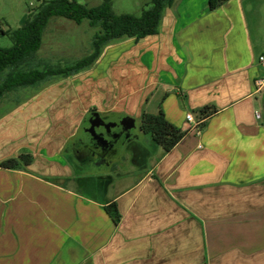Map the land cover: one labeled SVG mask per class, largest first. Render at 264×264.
I'll list each match as a JSON object with an SVG mask.
<instances>
[{
  "label": "crops",
  "instance_id": "crops-1",
  "mask_svg": "<svg viewBox=\"0 0 264 264\" xmlns=\"http://www.w3.org/2000/svg\"><path fill=\"white\" fill-rule=\"evenodd\" d=\"M208 1L176 0L157 34L2 99L0 162L31 164L0 168V264H264V0ZM67 21L76 33L57 62L88 56L98 30ZM205 106L216 112L200 119ZM160 109L184 136L165 152L141 133L129 171L119 161L78 177L63 154L91 111L140 126ZM187 113L197 129L184 130Z\"/></svg>",
  "mask_w": 264,
  "mask_h": 264
},
{
  "label": "trees",
  "instance_id": "trees-1",
  "mask_svg": "<svg viewBox=\"0 0 264 264\" xmlns=\"http://www.w3.org/2000/svg\"><path fill=\"white\" fill-rule=\"evenodd\" d=\"M176 0H152L147 9L138 15L116 14L111 0H104L92 8L76 0H44L31 9L25 24L15 30L3 31L0 34L10 35L13 45L0 48V102L11 94L27 87H41L55 77H69L90 68L99 58L102 49L111 42L123 38L143 39L159 31L161 19L166 8ZM229 0H209V10L213 11ZM64 18L81 24L88 21L97 28L94 34L92 52L70 65H51L38 56L43 45V35L50 21ZM216 112L213 106H205L198 112L200 119H206ZM141 129L150 135L153 141L165 152L170 151L184 136V131L173 126L162 109L157 114L144 113L141 118ZM31 164V156L22 154L0 162L1 169L26 171ZM107 212L118 220L116 207L112 203Z\"/></svg>",
  "mask_w": 264,
  "mask_h": 264
},
{
  "label": "rangeland",
  "instance_id": "rangeland-1",
  "mask_svg": "<svg viewBox=\"0 0 264 264\" xmlns=\"http://www.w3.org/2000/svg\"><path fill=\"white\" fill-rule=\"evenodd\" d=\"M44 0H0V30L8 31V30H15L17 28H20L25 24L26 19L31 13V9L36 8L40 2ZM78 3L83 4L87 6L88 8L96 7L100 5L104 0H76ZM112 1V8L116 14H134V15H140L144 9H147L149 5L151 4L152 0H111ZM33 4L32 7L30 5ZM87 22V21H85ZM72 23V21H71ZM67 24V19L64 18H54L50 21L47 28L45 29V37L43 41V47L41 48V52L39 51L38 56L40 59L44 60L45 62L51 64V65H61V66H67L70 65L73 60H77V58H62V59H69L68 61L63 62H57V57L68 55L67 53L69 44H71L70 40L75 35L76 31H74L73 28H70ZM87 24V23H85ZM64 35L66 38H64L63 42H56L55 43V37L57 35ZM13 45V41L11 39L10 35H4L0 34V48H10ZM57 46L59 48H57ZM71 52V51H70ZM90 53V52H89ZM70 55V54H69ZM69 62V63H68ZM93 66V65H92ZM89 69V68H88ZM87 70V69H86ZM64 77H55L51 79L49 82L45 84H49L57 79H62ZM44 84V85H45ZM43 86V85H42ZM23 91H20V93L11 94L6 99L8 101H12L15 103L13 98L18 96L17 99L22 98ZM4 104V102L2 103ZM151 144H148V147ZM132 151L129 152L127 150L120 159V168L121 171H129L134 168V165H132ZM96 170L92 168V166L87 165L84 170L80 169L78 172V177H81V173H84L85 171H92ZM58 183H65L62 180L55 179ZM67 186L71 187H79L77 183H67ZM98 196L97 193H93Z\"/></svg>",
  "mask_w": 264,
  "mask_h": 264
},
{
  "label": "flooded vegetation",
  "instance_id": "flooded-vegetation-1",
  "mask_svg": "<svg viewBox=\"0 0 264 264\" xmlns=\"http://www.w3.org/2000/svg\"><path fill=\"white\" fill-rule=\"evenodd\" d=\"M141 133L147 135L141 125H135V120L128 116L100 115L91 111L65 146L63 154L82 170L87 165L92 166L96 169L92 172L98 175L101 168L112 169L131 147L143 156L146 151Z\"/></svg>",
  "mask_w": 264,
  "mask_h": 264
},
{
  "label": "built area",
  "instance_id": "built-area-1",
  "mask_svg": "<svg viewBox=\"0 0 264 264\" xmlns=\"http://www.w3.org/2000/svg\"><path fill=\"white\" fill-rule=\"evenodd\" d=\"M33 4L30 5V7H32ZM259 63L262 67H264V56H261L259 59ZM199 125V122H197L195 120V118L193 117V115L191 113H187L186 114V121L184 124V130H191V129H197Z\"/></svg>",
  "mask_w": 264,
  "mask_h": 264
}]
</instances>
